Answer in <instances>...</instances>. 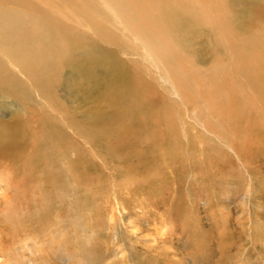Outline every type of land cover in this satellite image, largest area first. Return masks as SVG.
Here are the masks:
<instances>
[{
    "label": "rangeland",
    "instance_id": "obj_1",
    "mask_svg": "<svg viewBox=\"0 0 264 264\" xmlns=\"http://www.w3.org/2000/svg\"><path fill=\"white\" fill-rule=\"evenodd\" d=\"M205 1L209 8L210 0ZM105 2L0 0V25L2 30H35L39 38L50 28L64 29L41 18L44 14L79 16L83 3L97 5L100 11L94 14H102ZM212 4L219 8L221 2ZM252 9L264 14L262 4ZM239 15L243 21L233 17L228 24L240 45L264 53V45L254 46L258 37L264 42V19L246 30L239 23L251 14ZM68 30H55L58 39ZM190 30L179 32V54L189 66L208 70L204 77L210 84L199 80L201 92L194 95L185 93L194 85L185 91L181 86L182 103L160 77L139 69L142 96L156 93L157 103L168 109L170 142L165 149L156 145L161 135L155 128L154 144L143 139L137 151L116 157H107L102 145L91 146L82 133L75 135L70 124L76 127L91 112L100 119L116 116L120 105L107 92L69 77L63 67L55 90L59 108L53 113L32 82L36 67L7 54V44L0 49V67L16 79L9 91L0 90V122L19 120L29 134L22 158H0V264H264V150L248 145L264 138V54L249 75L224 51L212 56L204 31ZM218 68L227 69L222 83L214 81ZM43 69L55 76L49 62ZM65 110L71 114L69 124L61 122ZM52 142L65 148L64 154L52 149ZM167 149L178 155L164 159L160 152ZM68 170H77L79 178Z\"/></svg>",
    "mask_w": 264,
    "mask_h": 264
},
{
    "label": "bare ground",
    "instance_id": "obj_2",
    "mask_svg": "<svg viewBox=\"0 0 264 264\" xmlns=\"http://www.w3.org/2000/svg\"><path fill=\"white\" fill-rule=\"evenodd\" d=\"M212 2L213 0L208 2L210 3L208 8L205 0H106L102 14H94L100 11L97 5L83 3L81 4L83 14H77L79 16L59 11L58 14H44L41 17L46 18L49 23L55 24L57 28H64L55 29L56 31L66 32L67 29H70L68 30L70 36L66 35L62 40H59L56 36L57 32L50 28L45 32V35L36 38L35 30L30 32H27V28L2 30L0 25V43H3L0 49L3 50L4 45L7 44L8 47L4 49L7 54L18 62L30 63L29 67H36L37 70L31 72L32 82L37 88L38 94L43 95V99L53 105V113L56 107L59 108L55 99V90L58 83L57 78L63 71V67L69 69V77H80L85 82L89 81L90 86L93 83V89L107 92L110 95V100L120 105L116 116L112 118L100 119L99 115L91 112L76 127H74L75 122L70 123L73 125L71 127H73L75 135L82 133L85 140L93 147L100 148L102 145L107 157H116L119 152L133 153L138 150L135 147L140 142H144L143 139L147 144L152 142L154 144L155 141L152 138L155 128L160 132L157 134L161 135L155 144L165 149V145L170 142L168 135L172 134L171 118L166 114L168 109L160 102L157 103L159 96L156 93L142 96L140 91L143 89L144 80L137 75L139 69L149 70L148 72L156 79L160 77V82L171 86L174 99L178 101L180 99L184 103L181 98L182 94L179 93L180 87L182 86L185 91L187 85L192 84L196 87L195 90L185 91L186 95L200 93L202 85L200 83L202 82L199 80L206 79L204 76L205 73H208V70L202 71L189 66L190 63L187 64L179 54V44L182 45L179 41V32H185L186 27L194 32L197 29L204 31L212 41L209 47L212 56L224 51L249 75L252 67L259 61V54H264H256L253 47L252 50L247 51L246 48L249 44L240 45V40H237L236 33L228 24L230 18L233 17L243 21L239 14L246 12L251 14L250 18L248 17L249 20L240 21V25H238L247 27L246 30L251 29L255 21L264 19L261 9L259 11L252 9L259 4H262L264 9V0H220L221 7L218 6L219 8L213 6ZM37 23L39 22L37 21ZM39 25L38 29L41 30L43 27L40 23ZM196 38L198 37L196 36ZM188 41L187 39V44ZM255 45L263 46L264 42L260 43L258 37L255 39ZM237 47H239L238 50ZM46 62L50 63L52 75H55L53 78L49 76L48 70L43 69ZM226 70V68L216 69L214 81L222 83V79L226 76ZM230 71L232 69L227 72ZM5 72L7 71L0 67V90L2 92L9 91L6 88L11 89L9 86L16 81L11 78L9 73L5 74ZM196 82H198L197 86ZM205 83L210 84V81L206 79L203 84ZM82 89L84 90V88ZM208 89L210 90V88ZM11 97L16 99V93H11ZM130 97L133 99L132 102ZM184 99L189 100L188 98ZM19 102L21 103V101ZM143 106L147 107L146 112H141ZM142 113L146 118H143ZM43 115L46 117V114ZM69 115H71L70 112L65 110L62 116L66 117L60 118L61 122L69 124ZM149 119L150 123L147 121ZM139 120H142L144 125L136 127L132 121ZM262 127L264 135V125ZM25 130L19 120L10 124L0 122V158L8 156L13 160L24 156L25 142L29 135ZM53 132L54 134L59 133V130H53ZM252 141L248 145L264 150V138L261 140L252 139ZM51 148H57L64 154L65 148L61 146L58 148L53 142ZM160 153L164 154V159L167 155V158H171L173 154L178 155L168 149ZM158 156L160 155L158 154ZM66 164H64L65 168L68 167ZM154 169L156 168L154 167ZM77 170V173L74 171L76 174L71 173V170L67 172L78 179ZM74 182L77 183V181ZM75 186L73 188H76Z\"/></svg>",
    "mask_w": 264,
    "mask_h": 264
}]
</instances>
